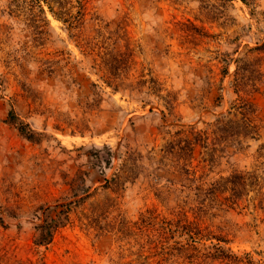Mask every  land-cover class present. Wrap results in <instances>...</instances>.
<instances>
[{"label": "rangeland", "instance_id": "rangeland-1", "mask_svg": "<svg viewBox=\"0 0 264 264\" xmlns=\"http://www.w3.org/2000/svg\"><path fill=\"white\" fill-rule=\"evenodd\" d=\"M263 44L264 0H0V264H264Z\"/></svg>", "mask_w": 264, "mask_h": 264}, {"label": "trees", "instance_id": "trees-1", "mask_svg": "<svg viewBox=\"0 0 264 264\" xmlns=\"http://www.w3.org/2000/svg\"><path fill=\"white\" fill-rule=\"evenodd\" d=\"M259 50H263L264 51V44L260 47ZM236 74L239 75V70L237 71ZM236 87L238 89V90H236V93L240 94L242 92V90L239 89L240 84H238ZM251 87H252L253 90L256 91V89L254 88L255 84H251ZM243 105H245L244 102H243ZM17 120H18V118L15 117L14 113H12L10 115V122H12L13 124H16V126L18 128V131L23 136H25L29 140H33V131L27 125H25L22 122H18ZM232 179H230L231 180V184H233L234 186L238 185V183L240 182V180L239 181H234ZM245 181H247V179H245ZM245 181H243V182H245ZM54 212H55L54 209L49 207V208L44 209L43 218L36 216L37 220L42 221V223L40 225H37L36 228H35L36 231L38 232L37 236L35 238V245L37 247H47V246H49L52 243V241H53L55 233L60 228L65 226V224L69 220L70 207L67 208L66 210L60 211L58 213H54ZM45 216H46V218H45Z\"/></svg>", "mask_w": 264, "mask_h": 264}]
</instances>
